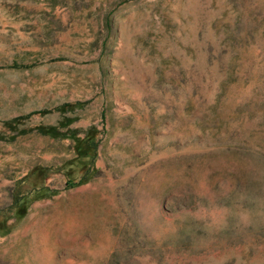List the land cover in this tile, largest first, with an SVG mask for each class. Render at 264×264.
Returning <instances> with one entry per match:
<instances>
[{
	"label": "rangeland",
	"instance_id": "obj_1",
	"mask_svg": "<svg viewBox=\"0 0 264 264\" xmlns=\"http://www.w3.org/2000/svg\"><path fill=\"white\" fill-rule=\"evenodd\" d=\"M0 264H264V0H0Z\"/></svg>",
	"mask_w": 264,
	"mask_h": 264
},
{
	"label": "trees",
	"instance_id": "obj_2",
	"mask_svg": "<svg viewBox=\"0 0 264 264\" xmlns=\"http://www.w3.org/2000/svg\"><path fill=\"white\" fill-rule=\"evenodd\" d=\"M69 107H80V104H72L71 106L65 105L59 107L58 111H65ZM42 112L39 114H43ZM20 120H15L11 124L15 126ZM41 134L53 136L52 132L41 128L39 130ZM103 132L98 128H92L88 133L83 137L75 141L73 150L74 158L69 162L65 163L59 168H50V169H41L39 172L46 175V180L50 178L51 174H63L67 178L66 187L75 188L80 186L88 181H90L93 176L96 174V162L99 157V147L101 144V137ZM38 173V172H37ZM48 191L49 190L48 188Z\"/></svg>",
	"mask_w": 264,
	"mask_h": 264
}]
</instances>
